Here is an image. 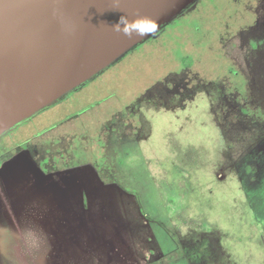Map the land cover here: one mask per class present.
Masks as SVG:
<instances>
[{
    "label": "rangeland",
    "instance_id": "1",
    "mask_svg": "<svg viewBox=\"0 0 264 264\" xmlns=\"http://www.w3.org/2000/svg\"><path fill=\"white\" fill-rule=\"evenodd\" d=\"M264 264V0H197L0 137V264Z\"/></svg>",
    "mask_w": 264,
    "mask_h": 264
},
{
    "label": "water",
    "instance_id": "2",
    "mask_svg": "<svg viewBox=\"0 0 264 264\" xmlns=\"http://www.w3.org/2000/svg\"><path fill=\"white\" fill-rule=\"evenodd\" d=\"M196 2L0 0V137L155 37ZM145 17L157 23L154 33L124 34L127 24Z\"/></svg>",
    "mask_w": 264,
    "mask_h": 264
},
{
    "label": "clouds",
    "instance_id": "3",
    "mask_svg": "<svg viewBox=\"0 0 264 264\" xmlns=\"http://www.w3.org/2000/svg\"><path fill=\"white\" fill-rule=\"evenodd\" d=\"M122 22H124L122 18ZM157 29V23L150 18L137 19L134 23L127 24L123 29L124 34L131 35L132 31H136L137 35L140 37L145 36L149 33H154ZM118 30V29H117ZM46 241L43 239L42 235L39 233H32L30 236L26 237V248L33 256L36 264H38L40 255L43 251V247Z\"/></svg>",
    "mask_w": 264,
    "mask_h": 264
}]
</instances>
